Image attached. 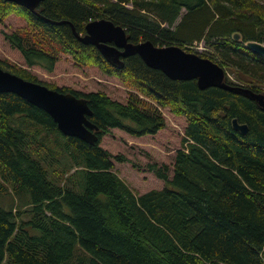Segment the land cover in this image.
Instances as JSON below:
<instances>
[{"label":"trees","instance_id":"16d2710c","mask_svg":"<svg viewBox=\"0 0 264 264\" xmlns=\"http://www.w3.org/2000/svg\"><path fill=\"white\" fill-rule=\"evenodd\" d=\"M13 17L24 26L7 29ZM97 19L124 27L134 44L187 52L205 44L212 58L200 57L264 87V59L246 49L264 44V6L255 0H44L37 13L0 0L2 35L25 68L0 67L86 99L99 129L95 144L65 136L45 111L0 93V264H264V108L244 94L171 80L138 55L123 69L110 65L70 26L85 34ZM63 57L119 80L127 97L49 85L29 70L52 74ZM226 83L264 96L260 87ZM162 110L186 121L173 163L141 168L128 139L126 147L106 145L119 143L115 132L157 137L168 128ZM128 168L164 187L136 184ZM7 196L16 208L3 207Z\"/></svg>","mask_w":264,"mask_h":264},{"label":"water","instance_id":"95a60500","mask_svg":"<svg viewBox=\"0 0 264 264\" xmlns=\"http://www.w3.org/2000/svg\"><path fill=\"white\" fill-rule=\"evenodd\" d=\"M22 6L33 13L44 0H5ZM59 25L66 22L58 23ZM69 24V23H68ZM76 38L84 45H92L98 49L105 60L112 66L123 69L124 61L138 55L151 69L161 71L169 79L175 81H197L198 87L205 91L219 88L225 91L244 94L264 108V96L251 90L236 88L226 83V69L214 61L189 53L179 46L158 47L151 41L138 44L130 42L124 27L113 21L101 19L89 22L85 34H79L70 23ZM240 40V35L234 36ZM246 49L264 59V44L248 42ZM0 93L15 94L30 104L48 113L65 136L77 137L89 144L98 141V128L89 120L93 112L88 101L72 94L53 91L43 84L27 81L16 74L0 67ZM234 130L246 136L248 127L233 121Z\"/></svg>","mask_w":264,"mask_h":264},{"label":"rangeland","instance_id":"374dc122","mask_svg":"<svg viewBox=\"0 0 264 264\" xmlns=\"http://www.w3.org/2000/svg\"><path fill=\"white\" fill-rule=\"evenodd\" d=\"M260 5L264 6V0H255ZM38 11V9H37ZM101 20V19H99ZM96 21V20H95ZM24 26V21L19 18H11L9 22L6 24V28H10V30L15 29L17 27ZM5 26H0V60L7 62L10 65H16L20 68H25L24 61H22L17 55L16 58L13 55L12 50L6 44L4 37L2 35ZM84 35V34H83ZM192 51L198 54L205 55L207 57H211L209 55V50L206 48L205 44H199L197 46L191 47ZM206 51V52H205ZM189 52V53H194ZM21 60V61H20ZM227 77L230 81L241 85L242 87H253L258 88L264 91L263 86H259L258 84H251L253 82L249 80L248 77L243 74L233 71L232 69L226 68ZM33 74H35L38 79L42 82H45L49 85H57L60 87H68L70 89L77 90L79 92H93V91H107L108 94H111L113 98L118 100H125L127 97V92L129 90L121 84V82L114 78H108L104 75H101L97 70L93 71H84V69H80L77 66H74L71 60L66 57H63L60 61L58 68L54 73L49 74L38 67H34L29 69ZM65 71L64 73L62 71ZM69 71H73L72 73H67ZM83 71V72H82ZM93 71V72H92ZM87 74V75H86ZM64 94V93H63ZM70 94V93H68ZM73 95V94H72ZM144 98L143 96H141ZM167 122L168 128L161 132L155 138H145L144 140H132L127 138V136L121 137V134L113 133L117 135L118 139H111L112 141H118L117 145L106 142V145L109 147H126V139H128V145L130 147L136 146L139 150L133 151L128 148L129 156L134 159L135 163L142 164L140 167L144 168L148 163L153 164H163L173 163L176 152L182 148V141L184 138V129L186 126V121L181 118H177L169 112V110H162ZM133 145V146H132ZM131 168V167H130ZM128 168V171L132 174L134 181L136 184L140 186H147V188H163V182H159L153 174L135 170ZM135 174V176H134ZM122 177V174L120 175ZM128 182V181H127ZM129 183V182H128ZM136 189V188H135ZM147 190V189H146ZM139 193L138 190H136ZM141 193V192H140ZM14 200V201H13ZM2 199H0L1 203ZM6 203L4 208H16L17 202L13 199L12 196L6 197ZM15 202V205H14ZM3 203V202H2Z\"/></svg>","mask_w":264,"mask_h":264},{"label":"flooded vegetation","instance_id":"af4514ba","mask_svg":"<svg viewBox=\"0 0 264 264\" xmlns=\"http://www.w3.org/2000/svg\"><path fill=\"white\" fill-rule=\"evenodd\" d=\"M40 6H41V5H40ZM97 20H98V19H97ZM93 21H95V20H93ZM90 22H92V21H90ZM88 23H89V22H88ZM88 23H87V24H88ZM124 60H125V59H123V61H124Z\"/></svg>","mask_w":264,"mask_h":264}]
</instances>
